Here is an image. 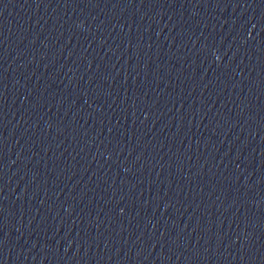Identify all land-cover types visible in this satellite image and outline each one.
Segmentation results:
<instances>
[{
  "label": "water",
  "instance_id": "95a60500",
  "mask_svg": "<svg viewBox=\"0 0 264 264\" xmlns=\"http://www.w3.org/2000/svg\"><path fill=\"white\" fill-rule=\"evenodd\" d=\"M0 264H264V0H0Z\"/></svg>",
  "mask_w": 264,
  "mask_h": 264
}]
</instances>
